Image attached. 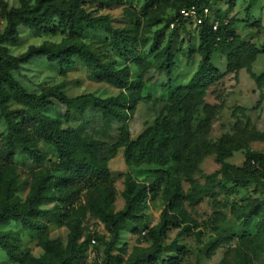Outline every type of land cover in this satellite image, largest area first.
Returning <instances> with one entry per match:
<instances>
[{"label":"rangeland","instance_id":"374dc122","mask_svg":"<svg viewBox=\"0 0 264 264\" xmlns=\"http://www.w3.org/2000/svg\"><path fill=\"white\" fill-rule=\"evenodd\" d=\"M54 0H26L24 11L27 15H36L44 11ZM87 11L95 16L108 18L113 27L125 38L123 44L116 45L104 29L86 30L72 36L68 31H38L24 21L16 18V40L7 44L10 52L16 56H25L34 48L72 46L79 41L85 43L98 59L100 71L91 70L78 56L70 64L63 65L49 56L36 55L26 63H21L12 71L14 78L29 92L40 94L48 88H57L70 98L91 94L106 99L126 94L130 99L126 104L124 118L105 117L93 105L83 108H70V121L65 116L69 108L57 101L44 110L49 118H58L62 126H71L81 136L78 157L97 162L101 157L112 176L115 212L125 207L124 190L128 178L146 183L151 188L160 182L155 191L147 198L144 212L130 219L128 230L114 247L112 236L104 222L90 208L85 192L81 195L79 210L68 215L58 200L42 205L49 214L42 222L48 225L50 239L68 244L71 219L82 221L83 237H94L96 243L87 245V252L82 262L76 264H107L108 251L112 256L110 264H131L138 254L151 253V230L160 222L166 207L165 189L178 179L183 188L184 208L189 219V230L183 226L171 228L162 239L165 251L157 261L148 264H163V259L179 256L178 264H264V234H257L259 219L262 217L264 204L260 206L257 218H238L246 212L253 201L249 197L264 200V180H257L250 187H236L233 179L244 175L245 171L230 166L243 167L248 148L264 153V140L259 134L264 133V76L256 81L246 69L238 75L226 72L224 78L211 85L205 101L219 105L213 119L209 138L216 141L223 135L233 138L232 150L223 166L217 160V153H212L197 164L172 162L166 167L157 165H128L126 147L120 146L122 128H127L132 139H136L170 104L172 93L180 86L190 82L199 69L201 55L198 52L199 32L193 21L186 24H173L179 4L178 0H83ZM229 0H203L210 8L211 19L228 12L229 17H236L240 39L226 46L218 45L213 61L221 71L227 69V55L232 53V65L246 63V58L235 53L242 41H249L264 47V0H237L234 8L229 9ZM9 11L23 13L21 0H0V33L9 29ZM249 15V16H248ZM79 40V41H78ZM135 42V45L131 43ZM170 49L172 54V77L164 68L167 65ZM240 60V61H239ZM104 69L116 71L120 81L105 78ZM257 75L264 73V52L258 55L252 64ZM240 74V75H239ZM10 109L27 108L15 98L8 102ZM206 116V109L199 106L195 112L194 124L197 125ZM7 132V122L0 111V135ZM86 146H92L95 156L89 154ZM36 149L44 156L37 162L20 151L14 162L2 166L0 175V198L9 202L24 203L38 181L50 174L62 175L58 165L56 149L39 141ZM218 173L212 179L209 175ZM12 183V190L5 192L4 187ZM211 185L215 188L204 193ZM97 200L96 193L89 196ZM197 199L194 204L190 200ZM144 215L142 219H139ZM187 225V224H185ZM1 231H13L20 244V253L42 258L54 263V255L45 249V234L25 228L21 221L10 220L0 226ZM244 234L253 236L249 238ZM0 264H21L12 261L0 247Z\"/></svg>","mask_w":264,"mask_h":264},{"label":"trees","instance_id":"16d2710c","mask_svg":"<svg viewBox=\"0 0 264 264\" xmlns=\"http://www.w3.org/2000/svg\"><path fill=\"white\" fill-rule=\"evenodd\" d=\"M153 1L150 0L151 3ZM178 1L174 25L175 23L186 24L191 21L182 16L183 8L195 5L203 17L202 24L198 26L200 41L198 52L202 58L199 69L188 84L178 87L172 93L170 104L165 107V113L160 115L153 125L149 126L136 139L130 137L127 128H122L121 141L118 144L126 147V163L128 165L148 164L166 167L172 162H176L197 168V164L201 163L204 158L212 153H217L218 162L229 167L230 165L225 162V159L231 155L232 150L239 149L241 146L231 147L233 138L229 134L221 136L216 141L209 138L213 119L220 106L207 103L205 97L209 87L224 78L226 72L237 75L239 70L246 68L252 78L260 81L264 73L257 75L253 72L252 64L258 55L264 52V47L260 48L252 42L242 41L235 54L240 57V60L246 58V63L232 65V53L229 52L227 71L222 72L213 61L216 47L218 45L226 46L240 39L236 28L239 19L229 17L228 12L213 19L210 16H204L203 8L208 6L202 3L203 0ZM236 2L237 0H229V9L234 8ZM21 3L23 13L9 11V29L0 33V111L7 122V132L0 135V175L2 166L12 164L19 151L29 155L37 162H42L44 156L36 149L39 141L50 144L56 149L57 163L62 167V175L50 174L41 178L33 186L24 203L9 202L0 198V226L10 220L21 221L30 231L44 233L45 249L54 255L55 262L48 263L42 258L20 253V244L13 231L0 230V247L12 261L21 264H76L85 258L87 245L90 244L92 237L88 236L87 241L81 242L83 237L82 221L71 219L68 223L70 234L66 246L59 240L50 239L48 225L41 221L47 217L50 211L43 209V204L58 200L62 203L65 212L70 215L82 208L79 205L81 195L85 192L90 208L100 217L111 234V247H114L121 234L128 230L130 219L146 210L147 198L152 191L156 190L160 182H164V177H160L158 183H155L152 188L146 183L128 178L123 193L125 207L118 212L112 209L115 194L111 173L105 165L107 159L101 157L93 163L86 157H78V148L82 143L78 131L71 126L63 127L60 119L49 118L44 110L57 101L69 108L65 116L66 122L70 121V108H83L85 105H93L105 117L124 118L127 114L124 108L130 99L126 94L106 99L91 94L70 98L57 88H48L40 94L31 93L14 78L12 71L32 57L36 55L49 56L51 59L67 65L73 61L74 56H78L91 70L97 72L101 68L98 59L91 53L87 45L79 40V43L75 45L60 46L56 49L46 46L39 49L34 48L25 56L13 55L7 44L17 38L15 35L17 17L38 31L48 30L52 33L68 31L70 35L76 36L79 32L86 30L104 29L117 46L123 44L125 38L113 27L106 16H95L87 11L83 0H54L44 11H37L36 15L25 14L26 0H21ZM214 22H218L216 30L213 28ZM131 43L133 46L135 45L134 41ZM123 47H126L125 44ZM166 53L169 56L164 68L171 79L172 54L170 49ZM103 71L106 79L121 80V75L116 71L104 68ZM11 98L19 100L27 108L10 109L8 102ZM199 106L206 109V116L195 125V112ZM258 139L264 140V133H260ZM86 148L89 154L95 156L92 146H86ZM230 167L245 171L244 175L233 179L235 186L250 187L257 180H264V153L248 148L244 166ZM217 175L218 173L209 175L208 179ZM214 188L215 186L211 185V189L209 188L204 193L208 194ZM4 190L6 193L12 190L10 181ZM94 193L98 195L97 200L89 198ZM249 198L253 202L246 212L238 215L239 219L243 216L257 218L260 215V206L264 204V200L258 197ZM164 200L166 207L161 215V220L150 232L153 241L151 253L138 254L131 264H148L152 260L157 261L165 251L162 239L171 228L183 226L184 231L189 230V219L183 205L185 200L183 188L178 179L172 182L171 187L165 189ZM196 201L197 199H192L190 204H194ZM143 216L141 215L139 219H142ZM258 225L257 234H264V209ZM243 236L253 238L246 234ZM112 259L108 251L107 264H110ZM179 262L178 255L162 261L163 264H178Z\"/></svg>","mask_w":264,"mask_h":264},{"label":"built area","instance_id":"2783aa9c","mask_svg":"<svg viewBox=\"0 0 264 264\" xmlns=\"http://www.w3.org/2000/svg\"><path fill=\"white\" fill-rule=\"evenodd\" d=\"M203 13H204V16H209V14H210L209 8L204 7ZM181 14L184 18L190 19L191 21H193L195 23V25H197V26H199L203 22V17L201 16V14L199 12V8L195 5L188 7V8H183L181 10ZM213 24H214L213 28H214V30H216L218 27V22H214ZM95 243H96V239L94 237H92L90 239V245H94Z\"/></svg>","mask_w":264,"mask_h":264},{"label":"crops","instance_id":"0c3cea01","mask_svg":"<svg viewBox=\"0 0 264 264\" xmlns=\"http://www.w3.org/2000/svg\"><path fill=\"white\" fill-rule=\"evenodd\" d=\"M215 55V54H214ZM254 63V62H253ZM226 65H227V63H226ZM218 67V66H217ZM219 68V67H218ZM243 69H246V68H242L241 70H239V72L241 73V71H243ZM226 71H227V69H226ZM226 71H224V72H226ZM246 71H247V69H246ZM223 72V71H222ZM238 72V73H239ZM254 72V71H253ZM238 73H237V75H238ZM247 73H248V71H247ZM235 74V73H234ZM249 74V73H248ZM240 75V74H239Z\"/></svg>","mask_w":264,"mask_h":264}]
</instances>
